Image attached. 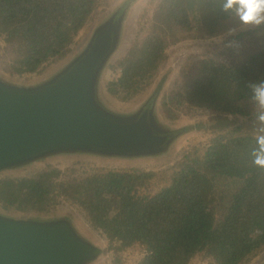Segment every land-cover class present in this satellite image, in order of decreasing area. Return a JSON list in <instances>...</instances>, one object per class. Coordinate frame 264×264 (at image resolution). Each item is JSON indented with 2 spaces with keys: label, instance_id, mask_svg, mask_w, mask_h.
Wrapping results in <instances>:
<instances>
[{
  "label": "trees",
  "instance_id": "16d2710c",
  "mask_svg": "<svg viewBox=\"0 0 264 264\" xmlns=\"http://www.w3.org/2000/svg\"><path fill=\"white\" fill-rule=\"evenodd\" d=\"M112 1L0 0V44L12 62L6 74L18 79L67 60ZM140 1L120 0L96 23L119 33L103 94L118 109H132L125 101L136 96L137 104L151 101L166 129L181 130L179 138L160 157L113 161L128 167L90 169L84 164L111 160L75 157L2 174L0 207L78 222L60 207L63 198L105 235L115 264L137 242L147 249L139 264H194L200 256L209 264H249L264 251V167L255 163L264 109L253 98V85L264 82V22L244 23L224 10L225 0H148L143 9ZM227 33L221 53L183 62L181 80L167 87L178 65L170 46ZM183 112L198 119L184 122ZM204 124L219 132L207 142L189 139L177 153ZM59 160L72 164L63 168ZM148 162L163 164L136 165Z\"/></svg>",
  "mask_w": 264,
  "mask_h": 264
},
{
  "label": "water",
  "instance_id": "95a60500",
  "mask_svg": "<svg viewBox=\"0 0 264 264\" xmlns=\"http://www.w3.org/2000/svg\"><path fill=\"white\" fill-rule=\"evenodd\" d=\"M102 25L43 79L0 71V175L60 158H157L179 138L181 130L166 129L151 101L126 110L107 100L101 81L119 33ZM102 252L70 218L0 207V264H94Z\"/></svg>",
  "mask_w": 264,
  "mask_h": 264
},
{
  "label": "rangeland",
  "instance_id": "374dc122",
  "mask_svg": "<svg viewBox=\"0 0 264 264\" xmlns=\"http://www.w3.org/2000/svg\"><path fill=\"white\" fill-rule=\"evenodd\" d=\"M120 0H113L112 5H115L119 2ZM144 1V2H143ZM148 0H142L140 1L141 9L145 7L147 4ZM111 6H106L102 12H100L98 15L95 16L93 23L91 26H89L83 33L82 38L80 42L77 44L78 46L73 50L72 53H74L89 37L92 29L96 25V23L99 21L100 16L105 13V10L110 8ZM137 7V6H136ZM130 22V21H129ZM132 23V20L130 22ZM246 26L240 27V29H244ZM261 31H257L256 35L260 36ZM229 33L227 34H222L220 36L214 37V38H201L200 36L197 37H192V38H187L183 40L182 42H178L175 45H172L169 47V51L171 52V61L174 59L178 58V65L176 67V70L171 74L170 80L168 81L167 87H171L178 83L179 80H181L182 76V65L183 62L189 61V60H195L196 57H202V56H209V55H218L221 53L226 46V41L229 40L231 37L228 36ZM134 37L133 34H127L126 35V42L127 45L129 44L130 39ZM229 37V39H227ZM231 40V39H230ZM231 43V42H228ZM123 47V46H122ZM122 49V48H121ZM121 51V50H120ZM71 53V54H72ZM117 55H121V53H117ZM71 57V56H70ZM69 57V58H70ZM68 58V59H69ZM67 59V60H68ZM67 60H59L55 62H51L45 66H42L38 71L36 72H27L23 74L21 77L18 78V80H24V81H37L40 79H43L47 77L48 75L51 74L55 69H57L59 66H61L63 63H65ZM11 58L10 56L7 55L6 52H4V47L0 44V71L6 74L8 70L11 67ZM2 69V70H1ZM7 75V74H6ZM16 79V78H15ZM156 82L152 84L154 86ZM155 87V86H154ZM153 88V87H152ZM139 99V96L134 97L130 101H125L126 103H129V105H137V101ZM134 105V106H135ZM209 113H206L201 117L202 119H208L209 116H207ZM181 118L185 119L184 122H192L193 120H197L198 118H193L192 115H188V113H181ZM171 119V118H170ZM173 121V119H172ZM183 123V122H182ZM200 126V125H198ZM201 127V126H200ZM219 132L217 127H212V128H207L205 124L203 125L202 128L197 130L196 133L191 134L189 137H187V141L184 140L180 146L177 149V153H183L185 151V145L187 142L189 143L191 140L189 139H194L195 140H202V141H209L211 137L215 136ZM73 158H64L65 160H71ZM176 158L175 157L173 159ZM62 159V158H60ZM54 160V159H53ZM51 161V160H49ZM104 161V160H102ZM56 162V161H55ZM58 165L62 166L63 168L67 167L68 165L72 164L70 161H63L59 160L57 162ZM162 165L163 162H148V163H136V165ZM85 167L88 166L90 169L93 167H99V166H115V167H128L130 164L128 163H114L113 161H104V162H89L84 164ZM60 207L62 210L65 211H72L78 218V222L76 224L78 227L89 237H91L100 247L102 248V254L100 258L94 263V264H115L114 259L112 256L113 251L109 249V244L108 241L105 237L104 234H102L101 231L96 229L90 222H88L85 217L83 216V212L79 210V208L75 205L70 204V202L65 201V199L61 198L60 199ZM147 249L146 245L142 243H135L133 246L128 248L126 251H124L123 255V261L121 264H139L141 259L146 255ZM264 257V251L261 252L259 255L255 256L254 258H251L249 264L256 263L257 261L261 260ZM194 264H209L208 259H203L201 256L196 260Z\"/></svg>",
  "mask_w": 264,
  "mask_h": 264
},
{
  "label": "clouds",
  "instance_id": "9594fccd",
  "mask_svg": "<svg viewBox=\"0 0 264 264\" xmlns=\"http://www.w3.org/2000/svg\"><path fill=\"white\" fill-rule=\"evenodd\" d=\"M225 11L234 9L240 19L246 24L259 25L264 22V0H225L223 4ZM254 99L259 106L264 109V82L253 85ZM264 122V113L259 116ZM261 148L259 153H255V163L264 167V136L258 138Z\"/></svg>",
  "mask_w": 264,
  "mask_h": 264
},
{
  "label": "flooded vegetation",
  "instance_id": "af4514ba",
  "mask_svg": "<svg viewBox=\"0 0 264 264\" xmlns=\"http://www.w3.org/2000/svg\"><path fill=\"white\" fill-rule=\"evenodd\" d=\"M133 107H134V106H133ZM133 107H132V108H133Z\"/></svg>",
  "mask_w": 264,
  "mask_h": 264
},
{
  "label": "built area",
  "instance_id": "2783aa9c",
  "mask_svg": "<svg viewBox=\"0 0 264 264\" xmlns=\"http://www.w3.org/2000/svg\"><path fill=\"white\" fill-rule=\"evenodd\" d=\"M91 224V223H90Z\"/></svg>",
  "mask_w": 264,
  "mask_h": 264
}]
</instances>
